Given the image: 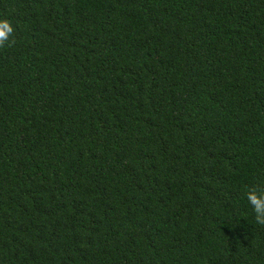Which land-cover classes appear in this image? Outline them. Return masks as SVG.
Masks as SVG:
<instances>
[{"label":"trees","instance_id":"1","mask_svg":"<svg viewBox=\"0 0 264 264\" xmlns=\"http://www.w3.org/2000/svg\"><path fill=\"white\" fill-rule=\"evenodd\" d=\"M0 15V264H264V0Z\"/></svg>","mask_w":264,"mask_h":264},{"label":"clouds","instance_id":"2","mask_svg":"<svg viewBox=\"0 0 264 264\" xmlns=\"http://www.w3.org/2000/svg\"><path fill=\"white\" fill-rule=\"evenodd\" d=\"M15 30L12 21L4 15H0V46L10 41ZM245 198L254 213L256 225L264 226V188L253 187L245 192Z\"/></svg>","mask_w":264,"mask_h":264}]
</instances>
